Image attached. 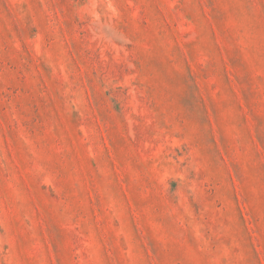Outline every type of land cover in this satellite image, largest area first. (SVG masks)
Segmentation results:
<instances>
[{
    "label": "rangeland",
    "instance_id": "obj_1",
    "mask_svg": "<svg viewBox=\"0 0 264 264\" xmlns=\"http://www.w3.org/2000/svg\"><path fill=\"white\" fill-rule=\"evenodd\" d=\"M0 264H264V0H0Z\"/></svg>",
    "mask_w": 264,
    "mask_h": 264
}]
</instances>
